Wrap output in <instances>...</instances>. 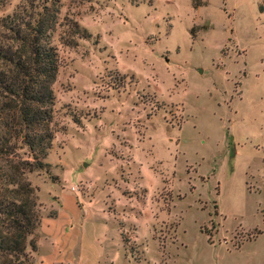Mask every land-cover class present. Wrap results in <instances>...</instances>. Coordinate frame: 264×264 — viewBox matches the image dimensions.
<instances>
[{"label": "rangeland", "instance_id": "374dc122", "mask_svg": "<svg viewBox=\"0 0 264 264\" xmlns=\"http://www.w3.org/2000/svg\"><path fill=\"white\" fill-rule=\"evenodd\" d=\"M59 4L41 220L133 264H264V0Z\"/></svg>", "mask_w": 264, "mask_h": 264}, {"label": "trees", "instance_id": "16d2710c", "mask_svg": "<svg viewBox=\"0 0 264 264\" xmlns=\"http://www.w3.org/2000/svg\"><path fill=\"white\" fill-rule=\"evenodd\" d=\"M59 7V0H20L0 17L1 264H35L41 216L36 187L26 174L44 173L56 181L45 158L53 138L51 85L58 56L52 35ZM71 27L79 31L75 22Z\"/></svg>", "mask_w": 264, "mask_h": 264}, {"label": "crops", "instance_id": "0c3cea01", "mask_svg": "<svg viewBox=\"0 0 264 264\" xmlns=\"http://www.w3.org/2000/svg\"><path fill=\"white\" fill-rule=\"evenodd\" d=\"M60 216L57 210L55 218L46 216L48 218L41 220L37 229L35 264H133L132 257L126 252L122 242H95L92 245L94 249H87L86 244L74 238L75 230L63 227ZM40 241H43L47 248L44 258L38 254ZM150 259V264H175L171 256L164 260L160 257Z\"/></svg>", "mask_w": 264, "mask_h": 264}, {"label": "water", "instance_id": "95a60500", "mask_svg": "<svg viewBox=\"0 0 264 264\" xmlns=\"http://www.w3.org/2000/svg\"><path fill=\"white\" fill-rule=\"evenodd\" d=\"M198 71L200 72V69H198Z\"/></svg>", "mask_w": 264, "mask_h": 264}, {"label": "built area", "instance_id": "2783aa9c", "mask_svg": "<svg viewBox=\"0 0 264 264\" xmlns=\"http://www.w3.org/2000/svg\"><path fill=\"white\" fill-rule=\"evenodd\" d=\"M71 189H73V188H71Z\"/></svg>", "mask_w": 264, "mask_h": 264}]
</instances>
